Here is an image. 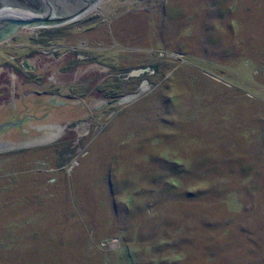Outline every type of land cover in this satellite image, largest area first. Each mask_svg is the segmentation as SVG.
<instances>
[{
    "label": "rangeland",
    "instance_id": "obj_1",
    "mask_svg": "<svg viewBox=\"0 0 264 264\" xmlns=\"http://www.w3.org/2000/svg\"><path fill=\"white\" fill-rule=\"evenodd\" d=\"M7 123L0 264H264V0H102L19 28Z\"/></svg>",
    "mask_w": 264,
    "mask_h": 264
},
{
    "label": "water",
    "instance_id": "obj_2",
    "mask_svg": "<svg viewBox=\"0 0 264 264\" xmlns=\"http://www.w3.org/2000/svg\"><path fill=\"white\" fill-rule=\"evenodd\" d=\"M102 0H0V42L19 28L55 27L73 22ZM8 12H16L15 16ZM11 124L0 125L3 127Z\"/></svg>",
    "mask_w": 264,
    "mask_h": 264
},
{
    "label": "bare ground",
    "instance_id": "obj_3",
    "mask_svg": "<svg viewBox=\"0 0 264 264\" xmlns=\"http://www.w3.org/2000/svg\"><path fill=\"white\" fill-rule=\"evenodd\" d=\"M94 8V7H93ZM93 8H91L88 12H90ZM87 12V13H88ZM8 15H12V16H15L17 13L16 12H8L7 13ZM138 72V71H137Z\"/></svg>",
    "mask_w": 264,
    "mask_h": 264
},
{
    "label": "flooded vegetation",
    "instance_id": "obj_4",
    "mask_svg": "<svg viewBox=\"0 0 264 264\" xmlns=\"http://www.w3.org/2000/svg\"><path fill=\"white\" fill-rule=\"evenodd\" d=\"M22 65H23V66H26V64H25V63H22ZM30 68H31V67H30Z\"/></svg>",
    "mask_w": 264,
    "mask_h": 264
}]
</instances>
